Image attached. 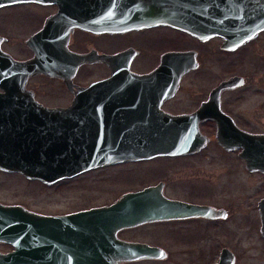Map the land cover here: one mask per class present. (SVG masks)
I'll list each match as a JSON object with an SVG mask.
<instances>
[{
    "label": "flooded vegetation",
    "instance_id": "1",
    "mask_svg": "<svg viewBox=\"0 0 264 264\" xmlns=\"http://www.w3.org/2000/svg\"><path fill=\"white\" fill-rule=\"evenodd\" d=\"M159 4L0 2V94L5 88L20 103L72 107L60 119L83 121L88 148L108 153L106 163L52 184L0 173L57 193L105 173L104 186L117 185L108 201L63 212L0 203L45 216L118 203L114 213L124 216L163 209L166 219L120 228L116 239L160 248L165 257L118 264L263 262L264 27L225 32L220 20L191 17L178 26ZM162 137L167 144L156 143ZM13 250L0 243V254Z\"/></svg>",
    "mask_w": 264,
    "mask_h": 264
},
{
    "label": "water",
    "instance_id": "2",
    "mask_svg": "<svg viewBox=\"0 0 264 264\" xmlns=\"http://www.w3.org/2000/svg\"><path fill=\"white\" fill-rule=\"evenodd\" d=\"M3 1L11 0H0ZM158 2L161 3L160 15L178 26H183L191 17L213 23L220 20L225 32L230 28L236 31V28L242 30L245 27V33L253 35L264 27V5L256 7L251 4H254L253 0ZM4 90L5 93L0 94L1 171L21 173L30 180L52 184L106 163L108 153L88 148L92 144L91 135L86 126H81L83 121L60 119L65 114L69 116L72 107L61 111L34 102L24 104L16 99V91ZM141 136L142 139L149 138ZM164 138L155 142L167 144L169 139ZM150 153L158 152L126 151L122 155ZM147 194V191L140 193L146 197ZM118 209L119 203L66 216H45L22 206L0 203V243L14 247L13 251L0 254V264H118L123 260L164 258L165 253L160 248L116 239L120 228L166 219L163 209L141 216L117 215L114 211ZM262 223L264 234V217Z\"/></svg>",
    "mask_w": 264,
    "mask_h": 264
},
{
    "label": "rangeland",
    "instance_id": "3",
    "mask_svg": "<svg viewBox=\"0 0 264 264\" xmlns=\"http://www.w3.org/2000/svg\"><path fill=\"white\" fill-rule=\"evenodd\" d=\"M6 21L10 23L8 19ZM108 171H111L112 179L115 178L116 180L117 177H119L117 169ZM105 174H99L93 176V178H88L90 179L88 180V183H91L90 186L84 181L81 184H77L76 187L67 188V190L65 188L57 193L55 187L41 189L38 183L27 182L18 175L0 173V201L5 203H19L28 209L41 213L63 212L73 207L77 208L84 205L101 204L114 196L106 193V191L113 186H117L111 185V182V184L104 186L106 182ZM98 182L101 187L98 186ZM84 185H87L88 189L84 188ZM113 194L115 193L113 192ZM242 264H251V262ZM252 264H264V261H253Z\"/></svg>",
    "mask_w": 264,
    "mask_h": 264
}]
</instances>
